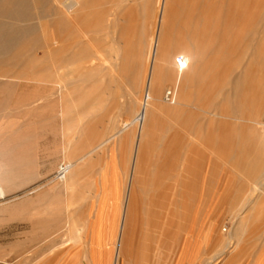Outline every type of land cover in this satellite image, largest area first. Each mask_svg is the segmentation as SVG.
<instances>
[{
	"label": "rangeland",
	"instance_id": "rangeland-1",
	"mask_svg": "<svg viewBox=\"0 0 264 264\" xmlns=\"http://www.w3.org/2000/svg\"><path fill=\"white\" fill-rule=\"evenodd\" d=\"M65 1L22 0L10 9L13 3H0L27 15L0 16V22L25 32L0 59V190L5 194L0 196V264L81 259L113 264L141 122L80 164L82 177L69 190L57 177L63 165L136 117L133 99L111 112L124 100L112 76L130 84L139 101L146 98L139 85L151 61L161 1L82 0V20L74 23ZM172 5L159 50L168 78L160 96L163 110L140 145L144 174L137 191L143 193L165 164H173L168 179L177 186L188 157L195 164L199 198L194 210L179 211V233L170 231L168 237L163 229L154 231L151 259L139 241L146 227L140 211L127 263L264 264V0H172ZM202 31L210 36L216 70L212 84L193 82L192 103L210 99L207 109L216 116L192 110L185 124L167 94L182 56L198 51Z\"/></svg>",
	"mask_w": 264,
	"mask_h": 264
},
{
	"label": "bare ground",
	"instance_id": "bare-ground-1",
	"mask_svg": "<svg viewBox=\"0 0 264 264\" xmlns=\"http://www.w3.org/2000/svg\"><path fill=\"white\" fill-rule=\"evenodd\" d=\"M7 1L13 3V4H11V6L8 9L13 7L12 5L17 7L18 4H20L22 2V0L21 1H19V0H7ZM54 1L56 3H58V4L61 3L60 2L61 0H54ZM160 1H161L160 13H159V16H156V19L158 21V27H157L158 29H157L156 35L154 37L152 36V43L151 44H153V47H152L151 61H150L149 67L147 66L148 67L147 74L145 73V77L142 79V81H141V83L139 85V90L141 89L139 91V93L141 91H144V93L146 95V98H144L143 100L139 101V99H138L139 97L138 98L134 97L136 95V93H135V90L133 91L130 88L131 87L130 84L128 85V83H126L124 80H122L123 78L120 79V77L114 76V74H113V76L111 75L112 77H114L113 81H115V83L117 82L119 84V89L123 91V95H121L119 97L124 99L122 102H121V99H120V101H119L120 103H118L117 105H115V104H114L115 106L112 105L111 112L116 114L119 111L118 109H120V107H123L126 103L129 102V100L133 99L132 107L135 110L136 117L128 125H126L121 131H119L115 136H113L109 140L104 141L103 143H101L97 147L93 148V150H91L88 154L82 156L81 158H79V159H77L75 161H71L68 164L63 165L60 168V171H59V174H58V177H57L58 180H60L62 183H64L65 189L69 190L72 187V184H73L72 181L75 180V179L78 180V179H80L82 177V174H81L82 169L79 168L80 164L84 163L92 155H94L98 151L102 150L114 138L121 136L122 133H125L127 130H130L136 123L141 122V131H140V135L138 137L137 143H136L135 156H134V159H133V163H132V167H131V170H130V174L128 173L129 174V177H128L129 181H128V184H127L125 199H124L123 208H122V214H121V219H120V230H119V234H118V237H117L115 245H114L115 246V248H114L115 249V253H114L113 264H121L123 257H124L123 264H128L127 263V258H126V253H125L124 247H123V242H124V236H125V233H126V230H127L128 222H129V219H128L129 218V212L131 213L132 210H133L135 197H136V189H137V186L141 182L140 181V176H141V174L143 172L142 171V166H141V164H139L140 163V159H139L140 145H141L142 141L145 140V138H147L149 136V134H150L149 132H150V126L152 124V118H154L156 114L162 112V110H163L162 109V105H161L160 96H161V92L164 89V87L167 86L166 85L167 84L166 83L167 75L165 74V72L163 71V69L161 68L160 63H159V56H160L159 50L161 48L162 40L165 39L166 35L168 34L170 20H171V18L173 16L174 12H173L172 0H160ZM18 2H20V3H18ZM0 3L2 4V0H0ZM65 3H66L65 4L66 5L65 8L67 10V14L69 16H72L71 18H69L71 20V22L74 23L76 21L82 20L81 19L82 18V14H83L82 12H84V10L82 11V9H81L82 8V0H66ZM5 5L7 6V4H5ZM6 6H4V7H6ZM8 6H9V4H8ZM262 6H263V3H262ZM6 8H2L1 5H0V16L5 18V19L6 18H10V17H16L15 19L18 20V19H21V18L24 19L27 16L25 14L18 13L16 11V9H14V8H13V11H11L12 10L11 9L10 12L8 10H6ZM56 8H57V6H56ZM22 9H21V11H22ZM17 10L19 11L20 9L17 8ZM174 11H175V9H174ZM229 11H231V10H229ZM60 12L61 11L59 10V13ZM263 19H264V17H263ZM24 33L25 32L22 29L17 28L14 25L6 24L3 21L0 22V59L5 58L7 55H9L16 48L17 42L19 43V41H22L21 39H22V37H23L22 35ZM205 33H206L205 31H202V33H200V40H199V43L197 45V48H198L197 52H195V53H185L184 56L180 55V56H182V58H181V61L179 62V66H178V68H179L178 69V79L176 81L173 80L171 82V84H170V87H171L170 91L171 92L169 94H167V99H169L171 97V95L173 96L172 100H174V106H175V108H174L175 111L174 112H177L178 114H180L181 117L183 116L182 118L184 119V123L185 124H187V122L189 121V117L190 116L192 117V114H191V113H193L192 110L200 112V113L203 112V113H206V114H210V115L216 116V114H214V112H210L207 109V107L210 105V103H209L210 99L207 100L205 103H202V104L201 103L200 104L192 103V101H193L192 97H193L194 91H195V90H192V87H195L196 83H197L196 82L195 86H194L193 82L200 81L203 85H204V83L206 81L209 82L210 84H212L214 82V73H215V70H216L215 69V61H216L215 59L216 58L214 57L215 59H213L212 56H211V49H210L211 47H209L210 45H209V43H207L208 42L207 40L210 38V36L208 38ZM259 34H261V33H259ZM61 42H63V41L61 40ZM58 44H60V42L57 43V45ZM61 46H63V45H61ZM56 52L58 53V51H56ZM52 55H53V53H52ZM70 55L72 56L73 54H70ZM19 56H21V55H19ZM19 56H17V57H19ZM60 56H62V55H60ZM71 56H68V57L70 58ZM24 57H22V58H24ZM22 58H21V60H22ZM69 58H67V59H69ZM62 59H64V58H62ZM67 59H65L66 61L65 60H63V61L64 62H68ZM56 61L57 60L54 61L55 64H56ZM28 62H30V61H28ZM31 64H32V62H31ZM60 64H61V62H60ZM34 71L36 72L37 69L34 70ZM32 72L30 74H32ZM12 74H14V73H12ZM9 77H12V76H9ZM167 81H168V78H167ZM169 81H171V80H169ZM35 82H37L36 79H35ZM10 85H12V84H10ZM202 87L203 86H201V88ZM116 89H118V87L115 88V90ZM204 93L205 92L203 90H201V91H199L198 95H200V97H201V96H203ZM114 99H117V97L114 98ZM204 100H206V99H204ZM258 100H260V98ZM35 104H36V102H35ZM256 106H257V103H256ZM174 137L176 138V136H174ZM188 149H189V147H188ZM171 158H172V156H171ZM184 160H185V158H184ZM165 165H166L167 168L165 170H162V174H165L168 171H170V172L173 171V164H165ZM194 166H195V164H191V162H189V158L187 157L186 161H184V166L182 168L181 175H179V177H180V180L178 181L179 184L176 182L177 186L176 185L174 186V189H175L174 197H175L176 204H177V209H178L177 218H179V205H178V201L179 200L181 202V205H182V208H183L184 212L190 211V209L194 210V205L193 204L198 202L197 200L199 198V187H198V182L199 181H198L197 173H196V170H195ZM73 182H75V181H73ZM154 187H156V190L159 191L157 195H153V196L150 195V193H151L150 192V186H147V187L145 186L144 187V191L143 190L142 191H143V194H144V198H146L145 199V207H146L148 216L150 217L153 207H154V210H156L154 214L156 215V218H157L156 220H158V223L155 221V224L157 223L154 226V231H155L156 229H161V227L164 224H166V220L167 219H164V217H162L160 219V216L162 214L164 215V211L166 209L168 210V201H167V199H168V195L170 194V191H169L170 188H169V186L163 185V183L159 182L158 180L155 181ZM162 188H164V189L162 190ZM3 195H5V194H4V192H3L2 188H1L0 196H3ZM2 199H3V197H2ZM52 221L53 220L51 219L50 222H52ZM162 221H164V222H162ZM70 230L72 231L73 229H70ZM71 231H70V233H71ZM156 231H158V230H156ZM62 232H63V230H62ZM78 232H79V230H78ZM70 233H69V235L72 234V233L71 234ZM73 238H76V237H73ZM142 252H144V254H146V251L143 248H142ZM30 258H32V257H30Z\"/></svg>",
	"mask_w": 264,
	"mask_h": 264
},
{
	"label": "crops",
	"instance_id": "crops-1",
	"mask_svg": "<svg viewBox=\"0 0 264 264\" xmlns=\"http://www.w3.org/2000/svg\"><path fill=\"white\" fill-rule=\"evenodd\" d=\"M144 172H142L141 176H140V181L141 178L143 176ZM166 174V175H165ZM165 174H162V170L160 174H157L155 176V178L153 180L150 181L149 184L145 183V186H150V195H157L159 191L156 190V187H154V183L156 180H158L159 182H162L163 185L165 186H169L170 188V194L168 195V218L166 220V224H164L161 229H163L162 232H164V234L168 235V237L170 236V231L171 232H178L179 233V229H180V224H181V217L179 215V218H177L178 215V209H177V204H176V200L174 197V186L176 184H170L169 182H171V180L168 179V175L172 174L170 171L166 172ZM161 184V183H160ZM164 188H162L163 190ZM145 199L144 198V194L143 193H138L137 189H136V197H135V202H134V206H133V210L130 213L129 212V222H128V226H127V230L124 236V242H123V247H124V251L127 255V247L129 244V238L130 235H132L133 231H136L137 229V224H138V219L139 218V213L140 211L143 214V220L145 223V229L142 230L143 234H141V238L139 239V241H143L141 244V248H143L146 251L145 257L150 258L152 256V247H153V242H155V236H154V226L158 223V220H156V215L154 214L156 210H154V207L152 209L151 215L150 217L148 216L146 207H145ZM178 205H179V211L182 210L184 213V210L182 208L181 202L180 200L178 201ZM171 211V212H170ZM163 217V214L160 216V219ZM155 221L157 222L155 224ZM164 222V221H162ZM160 226V225H159ZM157 227V226H156ZM198 233L197 230V226H196V235ZM163 235V234H162ZM140 241V243H141ZM75 264H90L88 261L85 260H80L77 261Z\"/></svg>",
	"mask_w": 264,
	"mask_h": 264
}]
</instances>
